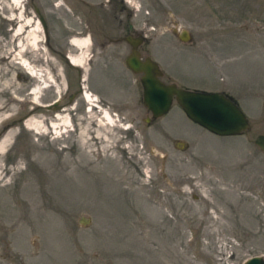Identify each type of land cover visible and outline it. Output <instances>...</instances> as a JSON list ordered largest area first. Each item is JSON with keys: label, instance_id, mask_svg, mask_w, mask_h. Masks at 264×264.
I'll list each match as a JSON object with an SVG mask.
<instances>
[{"label": "rangeland", "instance_id": "1", "mask_svg": "<svg viewBox=\"0 0 264 264\" xmlns=\"http://www.w3.org/2000/svg\"><path fill=\"white\" fill-rule=\"evenodd\" d=\"M7 1L0 0V49L11 40ZM68 1L77 2L22 0L40 27L36 53L56 83L41 91L34 113L51 116L57 109L43 104L53 99L61 110L75 105L68 128H27L33 107L20 99L34 80L15 63L0 70L17 86L15 101L0 93V138L11 134L1 157L0 264H243L255 254L264 261V153L252 142L264 133V0H115L146 37L141 55L157 62L161 80L236 100L249 126L235 135L211 133L174 100L147 121L123 40L100 51L89 41L85 62L65 63L59 53L75 52L70 38L87 37L75 32L85 28L79 10L51 6ZM32 5L47 20V38ZM109 30L119 35L115 21ZM83 86L117 120L106 148L95 134L109 126L84 112ZM79 125L89 131L84 149Z\"/></svg>", "mask_w": 264, "mask_h": 264}, {"label": "bare ground", "instance_id": "2", "mask_svg": "<svg viewBox=\"0 0 264 264\" xmlns=\"http://www.w3.org/2000/svg\"><path fill=\"white\" fill-rule=\"evenodd\" d=\"M24 8L25 7L23 6L22 0H8L4 4V7L2 8L3 11L5 9V13H6L4 17L5 21L11 23L13 26L9 30V35L11 37V40L9 41L8 47L0 49V70L5 68L4 65L15 63L18 66V69H16V71L21 70L23 71V73L29 75V77H31L34 80L33 84L30 85L27 91V98L25 97L20 99L23 103H28V104L32 103V107H33L32 109L27 108V111L25 112L23 123L27 128L38 134H43L45 132L57 133L59 129L60 130L62 129L64 132V130L68 128L71 121V117L69 115L70 110L74 108L75 105L70 106L69 108H66L64 110H61L62 108L58 107V105L55 106L43 105L45 108L47 107L46 109H52V110L57 109V111L53 112L52 115L49 117L38 116L34 113L36 108H38V104H41L39 103V97L41 91L46 86L47 87L52 86L55 88L56 83H54L55 80H53V76L50 75L52 72L50 73L48 70L45 69V67L42 66V62H43L42 57H44L43 54L39 55L36 53L39 52L37 50H39L40 48L39 38L37 35V31H40L39 24L37 23V21L35 22L30 20V16L28 12L25 11ZM69 42L73 45L75 52L68 53L67 60L73 64L81 65V63L85 59L84 53L86 51L84 52V49L86 48V50H88L87 48L89 44L88 38L85 36L84 37L72 36ZM54 75L55 76L58 75V78H60L59 67L56 68ZM9 80H10L9 78H1L0 76V93L8 92L12 96V100L15 101L14 95H16L17 93L16 92L17 86L13 87V84H15L16 82L10 83ZM80 93L83 100L86 101V105L88 106L84 112H86L87 114L90 113L93 116L92 120L94 121V124H98L99 127L100 125H104V124L105 126L106 125L109 126V128L106 129L107 130L106 133L104 130L100 132L98 131L99 128H96L97 133L95 134V137L103 143L102 148L103 147L106 148V146L107 147L110 146L111 136L108 133V130H110L113 126L117 124V120L114 119V115L110 114L109 111L102 110L101 108L100 110L98 109V104L96 103L95 97H93V95L89 93L84 88V86L82 89H80ZM0 108H1V104H0ZM101 122L103 124H101ZM121 125L123 126V123ZM87 128L88 127L86 125L85 126L79 125V127L77 128L78 130L77 143L78 146L79 145L83 146V149L85 148V145L87 144L88 141L85 134L86 132H89ZM10 135L11 134L8 133L0 138V182H1L0 186H5L7 184L6 179L3 177L4 168L1 164L2 162L1 157L6 150L7 140H9ZM88 138H90V136H88ZM87 146H89V144H87ZM84 152L87 153L86 150H84ZM110 158L113 157L111 156ZM88 159H90V157Z\"/></svg>", "mask_w": 264, "mask_h": 264}, {"label": "water", "instance_id": "3", "mask_svg": "<svg viewBox=\"0 0 264 264\" xmlns=\"http://www.w3.org/2000/svg\"><path fill=\"white\" fill-rule=\"evenodd\" d=\"M38 20L45 29L41 16ZM178 36L181 40L188 39L183 29ZM124 63L132 72L140 73L141 101L150 113L147 121L166 113L174 100L187 118L213 134L235 135L248 128V118L230 95L218 90L189 89L174 82H164L157 63L148 56L138 58L136 51L126 56ZM252 142L264 153V133L255 134ZM79 221L86 223L88 219L80 216ZM243 264H264V261L261 256L252 255Z\"/></svg>", "mask_w": 264, "mask_h": 264}, {"label": "flooded vegetation", "instance_id": "4", "mask_svg": "<svg viewBox=\"0 0 264 264\" xmlns=\"http://www.w3.org/2000/svg\"><path fill=\"white\" fill-rule=\"evenodd\" d=\"M75 1L77 2L73 3L68 1L66 3H54L51 4V6H63L65 10L68 9L70 11H73V9L79 10L81 13V18H78V21L79 23L81 22L85 28L80 30V27L79 29H76L75 32L86 35L90 41V44L95 42L97 51H100L101 49H107L109 43L118 44V41L123 40L127 44V50L124 55V59L126 56L131 54L132 51H136V55L140 59H143L146 56L150 57L147 54L141 55L140 46L146 42V37L141 33V31H135L132 28V25L130 24L129 13L126 11L127 9H125L124 6H117V2L115 0ZM32 7L36 12L37 17L41 16L43 19L45 24L44 35L47 38V20L46 18H43L41 13L38 12V7L36 5H32ZM114 21L120 30L118 31L119 35L117 36H114V34L109 30L110 26L114 25ZM91 27L92 32L90 30ZM63 34L65 39H69L70 35H72L68 30L63 31ZM116 47L119 48L118 45H116ZM65 55L66 52L59 53V56H61L63 61L66 63ZM55 105H58V107L60 106L58 101L56 104H54V106Z\"/></svg>", "mask_w": 264, "mask_h": 264}]
</instances>
